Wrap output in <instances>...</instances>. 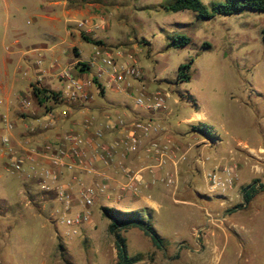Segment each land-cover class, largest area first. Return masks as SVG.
<instances>
[{"label":"rangeland","instance_id":"obj_1","mask_svg":"<svg viewBox=\"0 0 264 264\" xmlns=\"http://www.w3.org/2000/svg\"><path fill=\"white\" fill-rule=\"evenodd\" d=\"M55 1L63 0H0V111L7 101L17 104L26 95L32 72L23 50L36 45L55 49L61 66L75 57L66 31L74 21L66 22ZM171 1L96 0V11L104 16L99 22L105 24L96 30L97 36L108 50L132 51L148 86L133 80L128 99L109 87L97 98L133 107L141 90L151 93L160 87L167 93L172 135L186 150L183 163L189 166L190 189L177 197L195 204L173 200V184L166 185L161 177L156 184L168 195L157 212L146 208L140 182L134 194L97 196L89 222L73 232L60 221L54 205L43 206L41 199L47 197L37 194V186L31 194L24 192V182L5 170L0 157V264H115L114 237L102 205L140 210L164 239V247L157 249L139 228L122 230L129 255L141 254L133 264H264V191L247 207L227 211L242 202L243 185L264 179V11L244 9L201 18L192 10H164L162 6ZM201 1L210 9L224 0ZM178 34L190 42L170 47L169 41ZM75 42L80 58L89 62L95 45L82 38ZM47 49L42 56L48 57ZM191 59L190 79L177 81L178 66ZM93 73L94 67L85 71L88 77ZM55 86L61 88L62 82ZM191 116L193 123L207 124L218 134L217 148L202 145L203 135L187 132ZM225 164L236 166V177L234 186L222 192L209 186L206 175ZM219 216L224 217L221 228L211 223ZM180 241L182 248L205 246L199 262L176 248Z\"/></svg>","mask_w":264,"mask_h":264},{"label":"crops","instance_id":"obj_2","mask_svg":"<svg viewBox=\"0 0 264 264\" xmlns=\"http://www.w3.org/2000/svg\"><path fill=\"white\" fill-rule=\"evenodd\" d=\"M55 4H61L66 22L74 21L73 24L67 25L66 31L68 36L72 38L68 47L72 48L75 57L67 59L61 66L58 62L60 57L56 55L55 49L46 48L51 51L48 54V57L42 56L41 54V52H45L46 49L37 45L23 50V58L32 72V77L27 79L28 83L25 90L26 95H24L17 104L7 101L3 111H0V131L3 130V135L7 134L17 147L38 146L46 141L54 140L57 136H60L65 132L71 131L82 134L86 137L89 142L88 152H90V146L95 142L112 143L121 138L122 129L118 126L114 128L107 127L108 121H115L116 116H123L126 118V121L150 118L156 121L161 128L158 135H154L153 138L167 147L163 163H158V157L145 152L144 148L150 143V139L143 140L138 150L135 152L125 151L123 146L119 144L115 149L116 151L111 164L104 167L99 162H96V173L80 174L81 182L89 183L94 180H105L108 182L109 191L111 193H119L120 186L124 181L123 168L126 167L132 171L140 173V191L142 192L143 199L146 203V208L150 212H157L161 207L162 201L168 195L163 188L156 184V180L161 177H170L172 179L173 187L171 188L170 195L173 200L176 202L183 201L184 203L195 204V202H192L188 198L182 197L181 199L177 197V195L184 196L188 192V188L190 189V180H188L186 176L189 166L188 164L183 163L186 150L172 135V122L170 121V110L167 108V104L165 109L151 112L144 107L136 105L135 98L133 107H130L127 102L125 104L123 101L118 102L111 99H108L106 100V103H103L97 97L104 95L106 87L111 88L117 93L123 94L125 98L128 99L133 90L132 81L131 87H126L123 90H116L110 85H106V83H104L105 80L97 79V82L101 85L100 88V86L92 80V77L95 74V69L94 73L88 77L85 75L86 70L82 71L79 66L76 65L77 62H82L89 66L87 70L93 68L89 65L88 61L80 58L77 43L75 41L77 38H82L81 33L86 34L92 39L102 41L100 44L93 43L95 45L94 49L96 47L106 48L103 39L96 34L97 29L105 28V24L103 25L99 22V20L104 19V16L96 11L98 7L96 0H63L62 2L55 1ZM79 21H85L83 27H78L77 23ZM119 49L120 48H115L109 51L116 52ZM122 49L126 51V48ZM39 56L42 58L44 57L45 60H42L43 62L41 61L40 64H37L36 60ZM63 69H67L72 76L84 81L89 95L86 101L72 102L64 96L66 81L59 77V72ZM56 81L62 82L61 88L55 86ZM32 84L59 92L60 95L58 101L54 102L53 99H46V101L40 104L32 92ZM145 86L148 87L147 82ZM93 87H95V89ZM156 88L161 89L160 87ZM5 98L8 100V95ZM23 100H25V103H23ZM1 108L2 105L0 102V109ZM193 118L195 119L194 116L187 118L189 128L193 124ZM8 123L12 124L11 128L7 127ZM98 129L102 130L101 133L98 132ZM189 131L190 129H188L187 132ZM219 141L220 139L211 142L203 137V139L200 140V143L204 146L217 148ZM0 157L5 159L4 168L7 170V157L2 153H0ZM11 173L19 176L22 182H24L23 189L25 193H33L32 189L35 188L34 186H37L38 191H40L35 179H26L23 173ZM62 180L68 181L69 174L65 173L62 176ZM77 190L78 185L73 183L72 192L74 196L77 195ZM197 194L200 197H205V195L200 194L199 192H197ZM53 195L52 192L44 194L45 197H49V201L47 198L41 199V201L44 202V207L47 205L49 206L50 204L54 205L56 208L59 207L60 204ZM26 202L29 203L28 200ZM72 207L73 212L81 208L79 199H74ZM214 220L218 221V223H213ZM223 221V216L211 218V223L217 228L222 227ZM182 242L184 241H180L176 248L181 249L182 252L186 251L187 257H190L192 262H199V253L205 249V246H198L195 243L191 248L190 246L188 248H182ZM193 253H195V256L192 255ZM169 258L170 257H167V259Z\"/></svg>","mask_w":264,"mask_h":264},{"label":"built area","instance_id":"obj_3","mask_svg":"<svg viewBox=\"0 0 264 264\" xmlns=\"http://www.w3.org/2000/svg\"><path fill=\"white\" fill-rule=\"evenodd\" d=\"M85 21H79L78 27H83ZM42 57L36 60L40 64ZM89 65L94 67V76L105 80L116 90L131 87V81L144 79L140 67L132 51L119 49L110 52L104 47H96L89 60ZM59 77L66 81L64 96L72 102H83L89 97L84 81L72 76L67 69L59 72ZM142 86L144 84L142 83ZM167 93L163 89L156 88L151 93L141 91L135 98V104L146 110L155 112L166 108ZM25 103V100H23ZM65 113V112H63ZM115 121H108L107 127L118 126L122 129L121 138L112 143L95 142L91 144L82 134L65 132L54 140H49L38 146L17 147L11 138L4 134L0 137V151L7 157V170L10 172L23 173L26 179H35L39 190L44 193L52 192L58 200L60 221L76 232L77 227L88 223L91 217L90 207L94 199L106 194L110 195L108 182L105 180L83 183L80 174H95V163L99 162L107 167L111 164L116 147L120 144L124 150L135 152L141 142L150 139V143L144 148L145 152L158 157V163H163L167 147L161 144L153 136H157L161 128L156 121L148 119H133L126 121L123 116H116ZM12 127L11 123L7 124ZM102 130L98 129L101 133ZM69 174V180L63 181L62 176ZM124 181L120 186L119 196L122 194H134L140 182V173L129 168H123ZM236 177L235 165L218 166L206 175L209 186L222 192L234 186ZM165 184H171L172 179L166 177ZM78 185L77 195L72 192V184ZM79 199L81 208L72 210L74 199Z\"/></svg>","mask_w":264,"mask_h":264},{"label":"trees","instance_id":"obj_4","mask_svg":"<svg viewBox=\"0 0 264 264\" xmlns=\"http://www.w3.org/2000/svg\"><path fill=\"white\" fill-rule=\"evenodd\" d=\"M164 10L176 12L180 10H192L198 17L211 18L216 14H232L241 12L244 9L260 10L264 11V0H224L223 2L214 4L208 9L201 0H172L169 4L162 6ZM83 39L90 41L94 44L102 43L101 40L92 39L84 33H81ZM190 42V38L184 34H178L171 38L168 45L170 47H181ZM75 50V49H74ZM77 54V52L75 51ZM193 60H189L178 66L176 72L177 81L183 82L190 79V68ZM80 70L85 71L89 68L86 63L77 62ZM94 83L98 86L101 85L97 82L95 76L92 77ZM32 92L37 101L42 104L46 99H53L54 102L58 101L60 93L57 91L49 90L46 87L38 86L35 84L31 85ZM197 107V104H195ZM190 131L199 133L207 138L211 142H215L220 139L218 134L207 124L204 123H193L190 126ZM264 190V179L255 178L252 182L243 185L241 187L242 202L227 209L228 212H233L238 209H242L248 206L250 201ZM38 195L42 196L45 193L38 191ZM103 216L109 220L108 231L114 237V245L116 249V261L115 264H133L141 259V254L129 255L127 251L126 238L122 235L121 231L137 227L145 235H147L152 245L157 249L164 247L165 241L156 231L149 218H147L140 210H129L123 211L115 207L102 205L100 207Z\"/></svg>","mask_w":264,"mask_h":264}]
</instances>
